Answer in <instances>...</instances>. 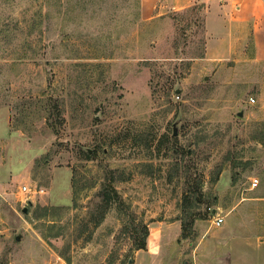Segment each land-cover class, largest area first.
Listing matches in <instances>:
<instances>
[{
	"label": "rangeland",
	"instance_id": "rangeland-1",
	"mask_svg": "<svg viewBox=\"0 0 264 264\" xmlns=\"http://www.w3.org/2000/svg\"><path fill=\"white\" fill-rule=\"evenodd\" d=\"M208 2L0 0V264H258L264 61Z\"/></svg>",
	"mask_w": 264,
	"mask_h": 264
},
{
	"label": "crops",
	"instance_id": "crops-1",
	"mask_svg": "<svg viewBox=\"0 0 264 264\" xmlns=\"http://www.w3.org/2000/svg\"><path fill=\"white\" fill-rule=\"evenodd\" d=\"M196 0H140V12L141 17L143 20L148 21L156 17L162 16L165 9L170 8H176L178 10H183L188 7H191V5L194 4ZM221 1V0H220ZM224 1V4L222 5L223 8L220 10L218 15H221L222 12L226 13V16L229 19L230 25L228 26H238V27H245L248 25H251L252 29V36L255 44V60L257 61H264V0H222ZM215 0H209L208 5L209 10L208 13L211 10L212 5H214ZM160 9V10H159ZM207 28L210 34L209 26H208V15L206 19ZM211 39V37H210ZM217 215L221 216L219 213ZM223 217V216H222ZM224 218V217H223ZM214 221V220H213ZM225 221V220H224ZM225 222H223L224 224ZM222 224V225H223ZM221 225V226H222ZM220 226V227H221ZM161 227H159L160 229ZM155 228L154 230H156ZM257 230L255 234H253V231ZM253 231L249 228H246V230L243 231V226L241 225L240 231H239V238L244 239L243 241H238L237 247L240 246L241 251V257L246 262L244 258H247L243 254L242 249L252 248V244L255 240L257 243L255 247V252L253 254H256V263L258 264H264V227L256 226ZM252 232V234L255 236L253 238H247L246 234H249ZM242 233V235H241ZM151 234V232H150ZM224 236L229 233L223 232ZM149 238V239H148ZM147 239L149 242L147 243V247L150 246V238L151 235H149ZM227 239V241H230V238L224 237ZM224 244L222 246L220 256L221 259L225 260L221 262L231 264L232 260H227L228 258L231 259V251L234 249H230L228 247V243L226 244V241H224ZM239 245V246H238ZM246 254V252H245ZM217 258V255H216Z\"/></svg>",
	"mask_w": 264,
	"mask_h": 264
},
{
	"label": "trees",
	"instance_id": "trees-1",
	"mask_svg": "<svg viewBox=\"0 0 264 264\" xmlns=\"http://www.w3.org/2000/svg\"><path fill=\"white\" fill-rule=\"evenodd\" d=\"M188 152L189 151L187 150V153ZM86 154L89 156V152H86ZM110 173H113V172H110ZM107 182H109V183H107L103 186V190L101 192V203H102V206L104 208V213L111 206H113V199H114L113 196L115 197L116 200L118 199L117 191L115 190V188H113V177H111L110 181H107ZM189 193L186 194L187 199L189 198V195L191 194V193L190 194ZM100 218H103V216ZM197 219H201V216H197V215L192 214L189 217L188 222H183L182 231H183V235L185 236L184 238L189 237L188 234H190V230L192 228V225ZM139 226L143 227L142 237H141L142 239L138 242V244L136 245L135 248H136V250H145L147 248V238L149 236V229H148V226L145 224H139L138 227ZM137 230H138L137 226H135L133 229V232H136L138 234Z\"/></svg>",
	"mask_w": 264,
	"mask_h": 264
},
{
	"label": "built area",
	"instance_id": "built-area-1",
	"mask_svg": "<svg viewBox=\"0 0 264 264\" xmlns=\"http://www.w3.org/2000/svg\"><path fill=\"white\" fill-rule=\"evenodd\" d=\"M251 101L254 103V100H253V99H252ZM257 185H258V180H256V179L253 180V182H252V187L255 188V187H257ZM22 191H23L25 194L31 192V190H30L29 188H27V187H23ZM223 222H224V218H223L222 216L217 215L216 217H214V222H213V224H214L216 227H220V226L223 224Z\"/></svg>",
	"mask_w": 264,
	"mask_h": 264
},
{
	"label": "water",
	"instance_id": "water-1",
	"mask_svg": "<svg viewBox=\"0 0 264 264\" xmlns=\"http://www.w3.org/2000/svg\"><path fill=\"white\" fill-rule=\"evenodd\" d=\"M206 79H208L207 77H206ZM179 91V90H178ZM240 116H242V113H240L239 114ZM173 135L174 136H177V130H176V128L174 127V133H173ZM24 212H26V210H24ZM216 212H214V214H215Z\"/></svg>",
	"mask_w": 264,
	"mask_h": 264
}]
</instances>
